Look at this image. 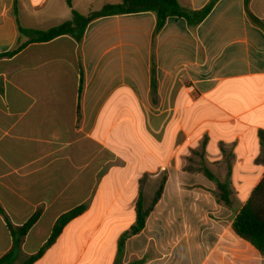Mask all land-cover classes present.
<instances>
[{
    "label": "crops",
    "instance_id": "1",
    "mask_svg": "<svg viewBox=\"0 0 264 264\" xmlns=\"http://www.w3.org/2000/svg\"><path fill=\"white\" fill-rule=\"evenodd\" d=\"M200 9L210 0H178ZM115 0H72L86 15ZM117 3V2H116ZM250 12L264 25V0ZM72 18L66 0H0V53ZM153 12L91 21L0 58V259L10 230L38 218L4 264H262L232 228L264 174V28L244 0H219L198 25ZM82 79V80H81ZM204 170H207V174ZM145 227L136 222L142 187ZM145 180L143 186L141 181ZM226 195L230 203L219 197Z\"/></svg>",
    "mask_w": 264,
    "mask_h": 264
},
{
    "label": "trees",
    "instance_id": "2",
    "mask_svg": "<svg viewBox=\"0 0 264 264\" xmlns=\"http://www.w3.org/2000/svg\"><path fill=\"white\" fill-rule=\"evenodd\" d=\"M66 1L69 7L72 8V18L70 20L46 30L24 28L19 25V32L28 38L27 41L8 52L0 53V58L13 56L30 43L47 42L63 35H71L78 41H81L86 27L91 21L100 17L111 15L153 12L156 14L157 18L155 34L163 28L167 19L170 17L184 18L189 26H195L201 23L209 15L219 0H210L204 7L196 10L184 8L178 0H119L117 3H108L99 10H91L86 15H83L73 9L72 0ZM250 1L251 0H244L248 17L253 23L264 28L262 21L250 12ZM260 141L261 149L256 162L264 167L263 131L260 132ZM204 171L209 174L207 170ZM166 180V176H163L160 179L157 190L147 206L144 203L142 187H140V196L136 205V222L132 226L131 230L121 237L120 248L124 247V242L128 237L133 234H137L144 229L148 216L162 197ZM144 183L145 180H142L141 186H143ZM219 200L225 204L230 203V198L226 195L219 197ZM84 210L85 206L82 205L63 214L54 225L51 236L49 237L45 248L55 243L59 235L62 233L65 225L72 219L81 215ZM38 215V213L34 215L21 227H13L11 225L9 226L14 237V248L0 259V264H4L12 259L14 255V249L19 246L21 239L34 225ZM232 228L239 237L250 242L260 252L263 258L262 264H264V174L260 182L253 189L251 195L246 200L245 204L234 217ZM45 248H43L36 255L30 257L27 261H25L24 264H31L33 261L38 259L42 255ZM10 264H12V262Z\"/></svg>",
    "mask_w": 264,
    "mask_h": 264
},
{
    "label": "rangeland",
    "instance_id": "3",
    "mask_svg": "<svg viewBox=\"0 0 264 264\" xmlns=\"http://www.w3.org/2000/svg\"><path fill=\"white\" fill-rule=\"evenodd\" d=\"M67 2V1H66ZM116 2H119V0H115V2L114 3H116Z\"/></svg>",
    "mask_w": 264,
    "mask_h": 264
}]
</instances>
